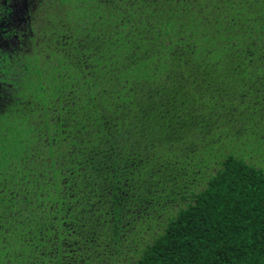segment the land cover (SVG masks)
<instances>
[{"label": "trees", "instance_id": "obj_1", "mask_svg": "<svg viewBox=\"0 0 264 264\" xmlns=\"http://www.w3.org/2000/svg\"><path fill=\"white\" fill-rule=\"evenodd\" d=\"M54 3L1 118L0 264H264V0Z\"/></svg>", "mask_w": 264, "mask_h": 264}, {"label": "flooded vegetation", "instance_id": "obj_2", "mask_svg": "<svg viewBox=\"0 0 264 264\" xmlns=\"http://www.w3.org/2000/svg\"><path fill=\"white\" fill-rule=\"evenodd\" d=\"M54 2L55 0H0V126L3 125L1 118L10 113L11 108H17L26 101L24 96L20 95L22 88H25L22 80L24 75L17 77L11 74V71L20 70L22 66L19 63L24 55H40L39 46L42 43L40 37L35 36L40 31L36 29V17L41 16L43 10L47 13L55 12V16L58 12L54 10ZM46 19L47 16L44 21ZM39 65H42V61ZM49 250L51 255H59V248L55 244ZM62 253L68 255L64 258L66 260L75 257V251L72 250L62 249Z\"/></svg>", "mask_w": 264, "mask_h": 264}, {"label": "rangeland", "instance_id": "obj_3", "mask_svg": "<svg viewBox=\"0 0 264 264\" xmlns=\"http://www.w3.org/2000/svg\"><path fill=\"white\" fill-rule=\"evenodd\" d=\"M46 16H47V12L45 10H43L42 11V15L39 16V17L38 16L36 17V24H35V25H37L36 26V29H38L40 31H38L35 34V36L40 37V42L42 43L41 44L42 46H39V48H42L43 46L49 44V43L43 44L44 42H46V41L49 40L47 34L45 32H43V30H48V26H46V25L43 24L45 21H47V20L44 21V19L46 18ZM38 21H40L39 24H38ZM41 24H43V25H41ZM55 34H56V31L53 32V35H55Z\"/></svg>", "mask_w": 264, "mask_h": 264}]
</instances>
